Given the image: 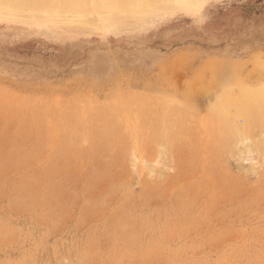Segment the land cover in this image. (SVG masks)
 <instances>
[{
	"label": "rangeland",
	"instance_id": "1",
	"mask_svg": "<svg viewBox=\"0 0 264 264\" xmlns=\"http://www.w3.org/2000/svg\"><path fill=\"white\" fill-rule=\"evenodd\" d=\"M93 1L0 7V264H264V0Z\"/></svg>",
	"mask_w": 264,
	"mask_h": 264
},
{
	"label": "bare ground",
	"instance_id": "2",
	"mask_svg": "<svg viewBox=\"0 0 264 264\" xmlns=\"http://www.w3.org/2000/svg\"><path fill=\"white\" fill-rule=\"evenodd\" d=\"M88 1L89 0H0V7H5V8L10 9V10L34 11V10H38V9H45L46 7H49V8L58 7V6L61 7V5H63V7L64 6H74V7H77L79 9L80 8L84 9L86 7V5L90 4V2H88ZM179 1L182 3H187L189 7L191 6V8L192 7L195 8V6L192 5L193 4L192 0H179ZM93 2H94V4L96 3L100 7H104V8H107V7L110 8L111 7L112 8V7H116L115 2L117 3L118 0H96ZM247 96H249V95H247ZM260 96H263V95H261L258 92H251V94H250L251 99H254V101H255V99L259 100V98H254V97H260ZM259 101H261V99ZM260 103L262 104V101ZM259 108H260V106H259ZM256 129H260V130H262V132H264V125H236L233 131L229 130L230 139L232 142L238 141V143L239 142L243 143L245 139L248 140V138H250V137L252 138V136L253 137L255 136L254 130H256ZM256 135H258V134H256ZM254 138H256V136ZM245 143H247V142H245ZM243 145H244V143H243ZM245 147H247V146H245ZM240 152H241V150H240Z\"/></svg>",
	"mask_w": 264,
	"mask_h": 264
}]
</instances>
